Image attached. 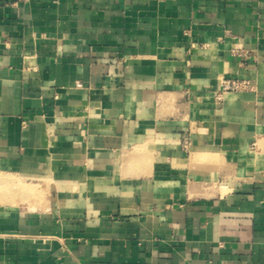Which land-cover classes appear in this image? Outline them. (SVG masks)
Listing matches in <instances>:
<instances>
[{"label": "crops", "instance_id": "obj_1", "mask_svg": "<svg viewBox=\"0 0 264 264\" xmlns=\"http://www.w3.org/2000/svg\"><path fill=\"white\" fill-rule=\"evenodd\" d=\"M4 184L0 264H264V0H0Z\"/></svg>", "mask_w": 264, "mask_h": 264}, {"label": "built area", "instance_id": "obj_2", "mask_svg": "<svg viewBox=\"0 0 264 264\" xmlns=\"http://www.w3.org/2000/svg\"><path fill=\"white\" fill-rule=\"evenodd\" d=\"M248 88H249L248 83L244 81L234 80V79L223 80L220 85L218 99L220 100L223 97V95L226 93H231V92L238 93L245 91Z\"/></svg>", "mask_w": 264, "mask_h": 264}, {"label": "rangeland", "instance_id": "obj_3", "mask_svg": "<svg viewBox=\"0 0 264 264\" xmlns=\"http://www.w3.org/2000/svg\"><path fill=\"white\" fill-rule=\"evenodd\" d=\"M20 183H21V181H20ZM18 188H20L19 185L14 186V185H10V184H4L0 190L3 193V197L13 195L15 198V201H17L19 204L27 202L28 196L19 195Z\"/></svg>", "mask_w": 264, "mask_h": 264}]
</instances>
